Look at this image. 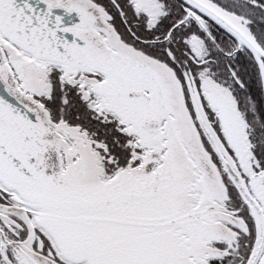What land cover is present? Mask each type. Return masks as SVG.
<instances>
[{"label":"snow or ice","instance_id":"obj_1","mask_svg":"<svg viewBox=\"0 0 264 264\" xmlns=\"http://www.w3.org/2000/svg\"><path fill=\"white\" fill-rule=\"evenodd\" d=\"M0 264H264V0H0Z\"/></svg>","mask_w":264,"mask_h":264}]
</instances>
